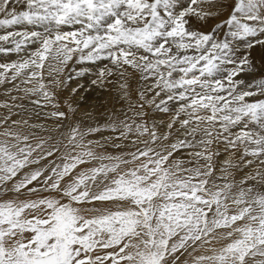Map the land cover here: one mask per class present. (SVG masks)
<instances>
[{"label":"snow or ice","instance_id":"snow-or-ice-1","mask_svg":"<svg viewBox=\"0 0 264 264\" xmlns=\"http://www.w3.org/2000/svg\"><path fill=\"white\" fill-rule=\"evenodd\" d=\"M0 97V264H264V0H0Z\"/></svg>","mask_w":264,"mask_h":264},{"label":"bare ground","instance_id":"bare-ground-1","mask_svg":"<svg viewBox=\"0 0 264 264\" xmlns=\"http://www.w3.org/2000/svg\"><path fill=\"white\" fill-rule=\"evenodd\" d=\"M135 95V94H134ZM0 99H2V97H0ZM121 105H117V108H120ZM15 118V117H14ZM37 122H42V121H37ZM48 123H51L50 121ZM64 131H67V129H65ZM40 134V133H39ZM109 133H104V135H108ZM48 135V134H47ZM46 136V135H45ZM111 151V150H110Z\"/></svg>","mask_w":264,"mask_h":264},{"label":"rangeland","instance_id":"rangeland-1","mask_svg":"<svg viewBox=\"0 0 264 264\" xmlns=\"http://www.w3.org/2000/svg\"><path fill=\"white\" fill-rule=\"evenodd\" d=\"M48 133H40L39 135H41V136H45V135H47Z\"/></svg>","mask_w":264,"mask_h":264}]
</instances>
